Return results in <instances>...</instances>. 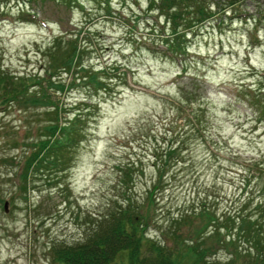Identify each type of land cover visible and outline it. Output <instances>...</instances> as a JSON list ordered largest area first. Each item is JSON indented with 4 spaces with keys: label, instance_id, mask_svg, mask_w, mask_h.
<instances>
[{
    "label": "rangeland",
    "instance_id": "1",
    "mask_svg": "<svg viewBox=\"0 0 264 264\" xmlns=\"http://www.w3.org/2000/svg\"><path fill=\"white\" fill-rule=\"evenodd\" d=\"M209 9L211 17L183 29L186 53L178 65L165 50L169 24L147 0L71 6L44 0L32 9L26 0H0L2 67L38 70L39 48L58 34L64 40L78 34L87 47L84 66L102 69L108 85L95 91L76 81L59 94L66 105L84 102L96 112L69 168L49 183L39 171L29 175L23 199L14 176L22 167L20 142L39 131L42 115L0 109V264H51L52 242L79 240L86 215L120 196L117 165L125 163L141 170L131 188L140 201L160 176L151 203L156 223L147 230L153 239L159 238L155 225L201 203L216 216L242 203L258 214L254 205L264 201V0H212ZM26 10L45 23L23 20ZM62 77L68 82L72 74ZM66 107L67 114L76 111Z\"/></svg>",
    "mask_w": 264,
    "mask_h": 264
},
{
    "label": "trees",
    "instance_id": "2",
    "mask_svg": "<svg viewBox=\"0 0 264 264\" xmlns=\"http://www.w3.org/2000/svg\"><path fill=\"white\" fill-rule=\"evenodd\" d=\"M26 1L32 9L44 0ZM56 1L71 6L77 0ZM147 2L150 10H157V15H163L169 24L165 50L171 61L181 65L186 53L183 29H190L194 20L211 17L212 0ZM23 14L27 16L23 20L40 22L33 11L26 10ZM197 16L200 17L195 19ZM72 35L64 40L65 34H58L51 44L38 49L39 56L43 57L38 70L12 71L0 65V109L31 110L42 115H36L42 120L39 131L20 142L25 148L22 167L14 176L18 178L15 186L22 191L21 197L30 187L29 175L35 171L41 172V177L49 183L56 180L58 172L69 168L73 150L84 139L86 122L96 112V105L84 102L80 106L66 105L59 94L78 84L95 91L108 87L99 75L103 74L102 69L84 66L82 55L87 47L78 39V34ZM64 72L72 74L70 81L62 77ZM251 94L252 99L258 98L256 91ZM66 106L76 111L67 114L69 107ZM117 171L120 186L116 188L120 189V196L114 193L102 211L94 216L86 215L87 226L79 240L52 242L48 248L51 264H264V201L254 205L258 214L248 211L243 203L232 213L226 211L220 216L204 203L191 210L179 209L155 225L159 238L153 239L147 230L156 223L151 203L160 176L145 190L140 201L131 188L141 170L125 163L117 165ZM197 220L200 224L195 226ZM220 250L225 255L221 259L217 255Z\"/></svg>",
    "mask_w": 264,
    "mask_h": 264
},
{
    "label": "water",
    "instance_id": "3",
    "mask_svg": "<svg viewBox=\"0 0 264 264\" xmlns=\"http://www.w3.org/2000/svg\"><path fill=\"white\" fill-rule=\"evenodd\" d=\"M5 205H6V203L4 202V204H3V206H4V209H6V208H5Z\"/></svg>",
    "mask_w": 264,
    "mask_h": 264
}]
</instances>
